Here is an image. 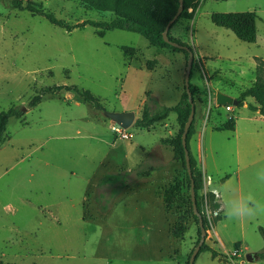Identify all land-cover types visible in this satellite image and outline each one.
Listing matches in <instances>:
<instances>
[{"label": "rangeland", "instance_id": "obj_1", "mask_svg": "<svg viewBox=\"0 0 264 264\" xmlns=\"http://www.w3.org/2000/svg\"><path fill=\"white\" fill-rule=\"evenodd\" d=\"M22 1L41 4L70 24L111 18L110 12L90 9L81 0ZM188 2L192 16L179 18L170 35L194 53L190 83L196 88L195 104L197 98L203 102V117L206 122L211 119L209 124L234 120L225 109H215L209 94L221 89L238 99L255 83L257 66L264 62V0ZM246 11L258 15L253 43L241 41L212 21L214 14ZM124 46L137 54L127 57ZM188 59L178 50L150 46L138 33L113 30L99 36L89 25L68 32L45 17L15 8L12 0H0V112L16 107L23 113L10 119L0 148V264H185L189 260L198 225L191 213L186 171L180 162L173 167L172 147L162 145L157 161L166 167L161 172L166 174L165 185L157 190L165 214L149 180L135 175L150 166L153 150L168 136L167 129L156 125L147 131L133 125L127 129L133 138L121 139L105 114L138 109L143 99L150 105L154 96L170 105L175 85L181 89L185 85ZM151 60L157 62L154 71L146 68ZM57 85L90 91L103 109L65 90L45 94L38 105H30L42 88ZM245 104L257 102L248 98ZM234 107L242 136L256 134L242 139L252 162L248 189L264 201V184L255 178L256 170L264 167V120L253 118L255 114L242 106ZM234 134L214 133L206 167L200 162L204 176L213 175L219 185L235 165L233 146L227 141ZM129 174L134 181L117 195H111V185L99 186L108 175H121L119 183H126ZM205 179L200 199L213 229L220 227L227 237H237L239 219H229L224 212L215 221L210 200L214 195L218 201L217 190ZM226 198L231 196L227 194L223 203ZM244 224L252 247L264 242V213L245 218ZM179 225L187 231L175 238L168 226L173 230ZM233 248L227 245V252ZM248 253L244 250L241 255L245 259ZM209 260L210 254L202 251L194 264H211Z\"/></svg>", "mask_w": 264, "mask_h": 264}, {"label": "trees", "instance_id": "obj_2", "mask_svg": "<svg viewBox=\"0 0 264 264\" xmlns=\"http://www.w3.org/2000/svg\"><path fill=\"white\" fill-rule=\"evenodd\" d=\"M81 1L90 9H95L103 12H110L111 18L109 20H84L75 24H70L64 19L58 18L54 13L46 11L41 4H38L36 2L27 1L26 3H24L22 0H12V3L15 8L23 11H28L33 15H39L45 17L53 25L61 27L68 32H71L75 29H83L88 25L94 27L97 30L99 36H104L109 31L123 30V31L138 33L142 35L148 40L149 45L155 48L174 49L183 52L186 55H189L188 50L171 46L170 44L165 42L163 38V33L165 31L167 24L174 18V16L177 14L179 10L180 0H81ZM189 6L190 5L188 0H183L184 9L183 12L180 14L179 18L192 16L187 12ZM257 20H258V15L254 11L220 13V14H214L212 16V21L215 25L231 30L232 32L235 33L238 39L247 43H253L256 40ZM169 38L173 41L178 42L181 45L188 46L172 38L170 35V31H169ZM122 49L127 57L133 58L137 54L136 49L132 47L124 46ZM156 63L157 62L155 60L148 61L146 68L148 70H154V65ZM257 69H258V75L255 83L252 86L244 89L240 93L238 97L239 100L238 106L239 107L243 106L248 98H254L257 102V105L249 104L248 108L252 111L259 112L260 115L264 116V62L263 61L260 62V64L257 66ZM190 89L194 100V98L196 97V88L192 86L191 83H190ZM62 90L75 91L82 101L90 104L92 107L96 109L99 110L103 109L102 104L100 103V100L98 98H96L90 91L80 89L76 85H71V86L57 85V86L44 87L38 92L36 96L33 97L30 105L31 106L38 105L42 100V96L45 94L56 93ZM153 99L154 101L152 100V102L157 105L155 98ZM190 112H191V103L189 101V96L187 94L186 87L184 85L181 99L176 105L164 106L161 107V109H159V112H154L153 110L150 109L149 105L146 104L144 105L142 117L137 119L134 125L138 128L148 129L158 121L168 118V116L171 113L177 114V122L179 126L178 132L175 135L162 140V144L164 146L172 147L173 161L176 163L178 162L182 163L186 171V178L190 190L189 204L191 208V213L198 225V238L195 244L196 247L201 237V230L199 226L198 216L194 211L193 201L191 196L192 180L194 181L195 184L197 208L198 211L202 213L204 226L207 232L213 228V225L210 219L208 218L206 212L204 211L202 206L203 203L201 202L200 199V192L204 189V185H205V176L201 168L197 165V161L193 156L190 148V140L196 132L195 118L191 124V127L187 135V148L190 155L192 178L189 176L186 167V155H185V148L182 143V133L184 130V126L190 115ZM22 115H23L22 111H20L16 107H12L7 111L0 112V148L2 144L6 141L7 125L10 119L19 118ZM234 123H235L234 120H228L226 123H224L221 127L217 129L233 130ZM152 170L153 168H150L149 170L147 169L138 170V172L135 173L136 178L141 179L147 177ZM132 175L133 174L127 175L125 180L126 183L123 184L119 183V181H121L122 178L121 175H108L101 180L99 186L101 188L105 185H111L112 186L111 195L115 193L117 195L120 192H122L127 187V185H129L131 182L134 181ZM226 178H228V176H226L225 179ZM100 195L103 196V194ZM166 202H167L166 203L167 207L172 206V203H169L167 200ZM210 202L213 207V210L215 212H218L215 218V221L217 222L222 218L220 213L219 202L215 200L214 195H212ZM186 231L187 228L185 225H179L173 228L172 235L175 238H181L184 236ZM261 232L264 237V228H261ZM207 238H208V233L206 236V240ZM206 240L201 246L199 253H201L202 251H208L211 253L212 258L214 259L218 258L223 261H229L238 258V255H233V254L228 255L217 251L213 247L209 246ZM235 249L236 250L240 249V242H237L235 244ZM192 252L189 255V259ZM199 253L197 254V256L199 255ZM255 255L257 256V260H264V248L263 250L256 252ZM186 264H189V260L187 261Z\"/></svg>", "mask_w": 264, "mask_h": 264}, {"label": "crops", "instance_id": "obj_3", "mask_svg": "<svg viewBox=\"0 0 264 264\" xmlns=\"http://www.w3.org/2000/svg\"><path fill=\"white\" fill-rule=\"evenodd\" d=\"M151 71H154V70H151ZM173 91H174L173 96L170 99V100H172L170 105L169 104L165 105V103H163V101H161V98H162L161 96L160 97L154 96L155 100L157 102V105L154 104L153 102L150 103V105H149L150 109L153 110L154 112H156V110H158L159 106L164 107V106L176 105L181 99L183 89H181V86L179 84H177V85H175ZM217 91H222V92L230 95L225 90L216 89L215 95H212L211 93L209 94V101L211 102V104L214 105L216 110H219L220 108L225 109L224 106L218 105L216 103V92ZM144 104H146V99L142 100L141 106L138 109L126 108V109L121 110L120 112L134 111L136 114V120H137V119L142 117ZM232 106L234 107V105H232ZM242 107L250 110L248 108V105H246L245 103ZM203 110H204L203 109V102H201L200 99L197 98V101L195 104L196 132L190 140V148H191L193 156L195 157V159L197 161V165L199 167H200V162H203L204 167H206V162H207L206 158L208 157L209 153H212V149H213L211 144H210V138H211V136H213L214 133H220L221 131H222V133H226V131H230L232 133L235 132L234 136L232 137V140L230 139V137L227 139L228 143H230V145L232 144L234 154H235V165H234V168L231 167V168H233L231 175H229L228 178H226L225 181L220 184L221 185L220 186L218 184V181L214 180L213 175H207V173L205 174V178L206 177L209 178V182L211 183L212 188L216 189L218 192V202L220 205V213H221V216L223 218V213L225 212L223 198L226 197L227 194L230 195L231 197H233L234 195H238L241 193H244V194L250 193V190L248 189V187H249L248 184H249V181H251V179H250L251 174L249 173V170L251 168L252 162L250 160H247V154L245 152L243 139L244 138L249 139V137L254 138V136H256V134L253 133V135H251V133L250 134L247 133L248 134L247 136L246 135L244 137L242 136V134L240 133V130H239V124H237V121H236L238 116L236 118H235V116H233V113L235 111V107L233 108L232 112H227L225 109V111L227 112L228 115H231L232 117H234L235 123H234V129L233 130H218L217 128L221 127L228 120H218L217 119L218 120L217 122H213V123L209 124L211 119H209L206 122L205 116L203 117ZM250 111L253 112V114H255V116L253 118L256 117L257 119L264 120V116L260 115L259 112H255L252 110H250ZM172 115H175V116H172ZM231 116H230V118H231ZM171 118H172V120H171ZM156 125H162L164 128H166L167 132H168V136L162 138L160 140L161 144L157 145L155 147V149L153 150V161L151 162V164H149L150 166L148 168H146L147 170H149L150 168H153V170L149 173V175L147 177H144L143 179L149 180V184L152 187L153 192L155 193L156 198L158 200L157 206L162 208V210L164 212V209H165L164 204H163L161 198L158 196L157 190H159L161 187H163L165 185V183H162V182L166 180V176H165L166 174H162L161 172L166 170V167L161 166V164L159 165V163L157 161H158L159 153L163 150V146H164L162 144V140H164L168 137H171L178 132L179 126H178V122H177V114L171 113L168 116V118L161 120V121H158L152 127L148 128L146 130L152 131L153 129H155ZM208 135L210 137L208 138L209 142L207 143L206 136L208 137ZM175 165H177L176 162L173 166L174 168H176ZM220 180H221V178H220ZM164 214H165V212H164ZM238 226H240V231L238 232L239 235L237 237H233V238L227 237V235L223 232V230L220 227L218 229L217 228L215 229V227H214V229L212 228L213 229L212 231H214V236H216L217 239L215 240V237L213 236L212 231L209 230L208 231V238L206 240L208 245L213 247L214 249H216L217 251H219L221 253L229 255V254H234L236 252L235 244L237 242H240V249L237 250L238 258L239 259L241 258V260L239 261L240 264H264V260H256L254 262H248L242 257L241 254L244 250L248 251V252H252L254 254L256 252L263 250L264 242L263 243L262 242H256L254 245L255 247H252L246 241V238H245L246 230H245L244 219H239ZM168 229H169V233L172 235V229L170 230V226H168ZM230 244H233V246H234L233 251L227 252V245H230ZM208 253L210 254V260H209L210 262L209 263H211V264H227V263H230V261H231L230 260L229 262H227V261L220 260L218 258L214 259V258H212L211 253L210 252H208ZM186 263L187 262H185V264Z\"/></svg>", "mask_w": 264, "mask_h": 264}, {"label": "water", "instance_id": "obj_4", "mask_svg": "<svg viewBox=\"0 0 264 264\" xmlns=\"http://www.w3.org/2000/svg\"><path fill=\"white\" fill-rule=\"evenodd\" d=\"M182 11H183V0H180L179 10H178L177 14L174 16V18L167 24L165 31L163 33V38H164L165 42H167L171 46H174L177 48H182V49L188 50V52H189V59H188L186 73H185V87H186L187 94L189 96V101L191 103V112H190L188 120L184 126V130L182 133V143H183V146L185 148L186 167H187L189 176L192 178L190 155H189V151L187 148V135H188V131L191 127V124L195 118V103H194L192 92L190 89V77H191V70H192V66H193L194 53L188 46L181 45L178 42L173 41L169 38L170 28H171L172 24L179 18ZM216 103L218 105L238 106L239 100L237 98H234L231 95H228V94L222 92V91H217L216 92ZM105 114H106L107 118H109L112 122L117 123L118 125L122 126L125 129L132 127L135 123V120H136V114L134 111H126V112L111 111V112H105ZM191 196H192L194 211H195L196 215L198 216L199 226H200V230H201V237H200L199 243L194 248V250L190 256V259H189V264H194L195 258L197 256V254L199 253L201 246L205 242L208 232L204 226V220H203L202 213H200L198 211V208H197L195 184H194L193 180H192V184H191ZM245 259L248 262H254L257 260V256L251 252V253H248L246 255Z\"/></svg>", "mask_w": 264, "mask_h": 264}, {"label": "clouds", "instance_id": "obj_5", "mask_svg": "<svg viewBox=\"0 0 264 264\" xmlns=\"http://www.w3.org/2000/svg\"><path fill=\"white\" fill-rule=\"evenodd\" d=\"M255 178L264 184V167L256 170ZM225 215L229 219L255 218L258 214L264 213V201L257 199L251 193H241L224 201Z\"/></svg>", "mask_w": 264, "mask_h": 264}, {"label": "built area", "instance_id": "obj_6", "mask_svg": "<svg viewBox=\"0 0 264 264\" xmlns=\"http://www.w3.org/2000/svg\"><path fill=\"white\" fill-rule=\"evenodd\" d=\"M225 107L227 112H232L233 111V106L232 105H222ZM111 130L121 139H126L129 140L133 138V134L128 132L127 129L123 128L122 126L118 125L115 122H111ZM206 180V179H205ZM218 195V192H217ZM218 212H215V215H217ZM233 255H238V252H236Z\"/></svg>", "mask_w": 264, "mask_h": 264}]
</instances>
